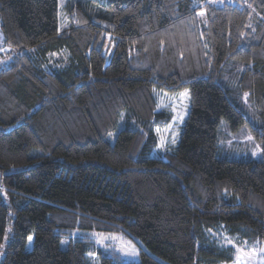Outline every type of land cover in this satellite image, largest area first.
<instances>
[{
    "label": "trees",
    "instance_id": "16d2710c",
    "mask_svg": "<svg viewBox=\"0 0 264 264\" xmlns=\"http://www.w3.org/2000/svg\"><path fill=\"white\" fill-rule=\"evenodd\" d=\"M240 1L70 0L61 31L60 0H0V264H87L76 228L143 245L101 264H236L264 239V0ZM154 89L190 92L166 159ZM222 120L263 159L219 157Z\"/></svg>",
    "mask_w": 264,
    "mask_h": 264
},
{
    "label": "rangeland",
    "instance_id": "374dc122",
    "mask_svg": "<svg viewBox=\"0 0 264 264\" xmlns=\"http://www.w3.org/2000/svg\"><path fill=\"white\" fill-rule=\"evenodd\" d=\"M69 1L60 0V28L61 31L68 28L69 21ZM215 5L224 3L238 4L240 0H207ZM204 1H200L203 3ZM105 51L109 56L114 50V43L109 41L112 34L105 33ZM10 47L5 42L0 21V68L7 65L14 53H9ZM154 97L157 103L156 112H166L171 115L170 122L166 126H156L154 131L158 137V145L154 149L152 156L166 159L168 154L174 152L178 146L181 134L185 125L186 118L190 110V92L185 89L178 93H169L154 89ZM250 111H252V104ZM252 119L251 114H248ZM123 127L122 122L118 129ZM116 130L111 135V140L115 139ZM175 140V143H173ZM219 157L239 161H261L263 159L262 142L251 132L248 124L233 130L229 123L222 120L218 132ZM79 236L90 239L96 252L87 253V264H101L100 255L115 257L128 263H138L141 261V251L143 245L135 237L122 229L117 230H83L76 228L73 230L72 237ZM70 237V236H69ZM62 239L61 247L66 249L69 246L70 238ZM240 247L243 258L236 264H264V239L255 244H246Z\"/></svg>",
    "mask_w": 264,
    "mask_h": 264
},
{
    "label": "snow or ice",
    "instance_id": "6c2138e0",
    "mask_svg": "<svg viewBox=\"0 0 264 264\" xmlns=\"http://www.w3.org/2000/svg\"><path fill=\"white\" fill-rule=\"evenodd\" d=\"M173 143H175V140H173ZM28 239H29V240H31V239H32V237L30 236Z\"/></svg>",
    "mask_w": 264,
    "mask_h": 264
}]
</instances>
